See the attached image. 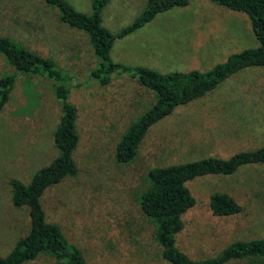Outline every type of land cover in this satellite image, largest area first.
I'll use <instances>...</instances> for the list:
<instances>
[{
	"label": "rangeland",
	"instance_id": "obj_1",
	"mask_svg": "<svg viewBox=\"0 0 264 264\" xmlns=\"http://www.w3.org/2000/svg\"><path fill=\"white\" fill-rule=\"evenodd\" d=\"M67 1L79 12L90 11L91 0ZM144 1L107 0L102 25L116 32L142 10ZM215 6L211 0H188L159 12L146 23L144 33L115 39L110 57L128 65H138L129 60L137 58L159 72L204 70L216 61L198 55L212 51L219 39L211 29L224 37L231 32L234 39L238 36L215 10H203ZM222 9L246 18L241 22L246 37L234 52L256 46L247 15ZM0 35L51 58L77 84L67 98L77 114L78 142L72 151L76 173L44 189L40 203L45 219L56 223L80 250L84 264H164L158 248L150 247L149 228L137 207L148 167L207 156L226 158L264 145V67L257 66L174 107L146 130L132 161L119 165L113 161L114 145L150 106L151 92L126 74L112 76L107 84L90 79L96 58L87 36L59 20L57 8L42 0H0ZM214 52L221 54L222 47ZM12 72L0 55V75ZM59 115L51 80L42 74H17L0 109V255L28 229L26 208L10 204L8 180L28 182L56 155L52 131ZM186 186L194 204L182 214L183 227L175 240L187 256L212 257L232 240L264 238V163L242 165L226 175L198 176ZM215 191L230 195L239 212L213 215L207 202ZM49 264L58 263L50 259Z\"/></svg>",
	"mask_w": 264,
	"mask_h": 264
},
{
	"label": "trees",
	"instance_id": "obj_2",
	"mask_svg": "<svg viewBox=\"0 0 264 264\" xmlns=\"http://www.w3.org/2000/svg\"><path fill=\"white\" fill-rule=\"evenodd\" d=\"M56 7L59 20L83 32L96 63L89 70L90 79L107 84L114 75L126 74L149 90L150 106L131 121L114 145L113 161L119 165L132 161L146 130L168 115L178 105L201 97L221 81L250 67H264V0H211L224 8L244 12L249 20L256 46L229 53L222 61L204 70L159 72L144 65L115 62L110 48L115 39L129 35L149 22L157 13L184 6L188 0H145L142 10L125 26L111 32L101 23V10L107 0H91L89 13L75 10L67 0H42ZM0 55L16 73L0 75V109L6 102L17 74H42L52 81L53 94L60 103V115L52 131L56 155L36 169L28 182L9 179L10 204L27 210V232L0 255V264H84L80 250L69 242L56 223L45 219L40 203L44 189L76 173L72 151L78 142L75 126L76 109L68 101L72 76L7 36L0 35ZM264 163V145L232 153L226 158L207 156L192 161L151 166L145 170L146 184L137 196L142 222L147 225L150 247L158 248L164 264H264V238L232 240L217 254L192 259L176 245L175 237L183 227L182 214L194 204L186 182L203 175L230 174L238 167ZM208 208L213 215L227 216L240 207L227 193L208 195Z\"/></svg>",
	"mask_w": 264,
	"mask_h": 264
},
{
	"label": "crops",
	"instance_id": "obj_3",
	"mask_svg": "<svg viewBox=\"0 0 264 264\" xmlns=\"http://www.w3.org/2000/svg\"><path fill=\"white\" fill-rule=\"evenodd\" d=\"M209 9L215 10L219 17H223V21L227 20V22L231 26V28L233 30H235V31H238L237 32L238 36H237V38L234 39V37L232 35V32H231V36H227L226 35V37H224V34L221 35L218 32V30H214V28L211 29V31L213 33H216V35H217L215 38H217L219 36V39L213 45L212 51H202L198 55H199L200 58H205V61H206V58H210L211 57V60H216L218 62V61L223 60L229 53H232L235 50H238L237 46L240 44L241 40L246 37L245 32L241 29V22L243 21V22L246 23V18H244L242 16V14H239L238 12H235V13L231 12L232 14H228L227 12H225L222 9V6L203 8V10H209ZM231 11H234V10H231ZM146 27H148V24L143 25L141 28L137 29L136 31H134L130 35H134V34L135 35H140V34H142V33H144L146 31ZM188 30L192 31L191 29H188ZM127 36H129V35H127ZM236 43H238V44L236 45V47L234 49H232V47ZM221 47H222L221 54H218L217 52H214V50H216L217 48H221ZM240 49H242V48H240ZM138 53H139V51L136 54H138ZM218 56H220V57H218ZM129 60H136V61H131V62H137L138 61V62H140V63H138L139 65H143L144 64L146 66H150L149 63H147L146 61H140L137 58L135 59V58L131 57V58H129ZM134 64H136V63H134Z\"/></svg>",
	"mask_w": 264,
	"mask_h": 264
}]
</instances>
